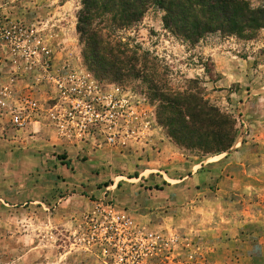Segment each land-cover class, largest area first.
<instances>
[{"label": "rangeland", "instance_id": "374dc122", "mask_svg": "<svg viewBox=\"0 0 264 264\" xmlns=\"http://www.w3.org/2000/svg\"><path fill=\"white\" fill-rule=\"evenodd\" d=\"M80 8L0 0V264H264V29L189 45L150 8L118 33L160 86L235 119L231 150L199 158L166 135L141 80L91 71ZM85 104L102 119L86 131Z\"/></svg>", "mask_w": 264, "mask_h": 264}, {"label": "trees", "instance_id": "16d2710c", "mask_svg": "<svg viewBox=\"0 0 264 264\" xmlns=\"http://www.w3.org/2000/svg\"><path fill=\"white\" fill-rule=\"evenodd\" d=\"M80 0L76 32L92 72L111 82L141 80L156 107L158 123L179 147L199 158L231 150L237 123L198 91L160 86L154 59L122 42L118 33L135 27L150 8L163 13V29L196 45L210 35L252 38L264 29V0Z\"/></svg>", "mask_w": 264, "mask_h": 264}, {"label": "built area", "instance_id": "2783aa9c", "mask_svg": "<svg viewBox=\"0 0 264 264\" xmlns=\"http://www.w3.org/2000/svg\"><path fill=\"white\" fill-rule=\"evenodd\" d=\"M78 95H80V92ZM79 103H82V102H79ZM80 105L81 104H78V102H76L75 106L71 105V108L72 110L77 111V109L80 108ZM32 106L35 107L36 105L32 104ZM83 107H84L83 108L84 114H81L82 116L81 117V121H82L81 129H84V131H86V130H90V129L97 127L98 124L101 122L100 120H102L101 115L95 110V107L92 105L85 104ZM11 123L14 126V128L22 130L26 126H28V116H26L25 113H21L20 111H15L11 116Z\"/></svg>", "mask_w": 264, "mask_h": 264}]
</instances>
